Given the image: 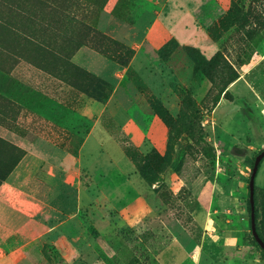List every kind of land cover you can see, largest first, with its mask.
Returning <instances> with one entry per match:
<instances>
[{
    "label": "rangeland",
    "instance_id": "374dc122",
    "mask_svg": "<svg viewBox=\"0 0 264 264\" xmlns=\"http://www.w3.org/2000/svg\"><path fill=\"white\" fill-rule=\"evenodd\" d=\"M263 150L264 0H0V225L26 264H264ZM255 203L264 238V159Z\"/></svg>",
    "mask_w": 264,
    "mask_h": 264
},
{
    "label": "crops",
    "instance_id": "0c3cea01",
    "mask_svg": "<svg viewBox=\"0 0 264 264\" xmlns=\"http://www.w3.org/2000/svg\"><path fill=\"white\" fill-rule=\"evenodd\" d=\"M96 132V131H95ZM12 137L15 139V142H19L20 144H22V142L26 143V144H30L33 146H38L36 141L32 140V142L28 141V133L24 132V131H17V133H11ZM42 142L43 145H45L46 147H49V149L52 152H55L59 147L55 146V144L52 143V141H50L48 138L44 137L42 138ZM62 153H64L62 151ZM66 160H68V157L65 155L64 156ZM90 157H92L93 159V155L90 154ZM7 214H9V212H6ZM54 228H51L49 230V232L51 233V236L53 237V235L57 232H53ZM62 234V237L65 236L64 234L67 236L68 232H65V230L62 232H60ZM19 239H25L24 235L18 233L17 231H15L12 228H9L7 226H2L0 225V264H26V261L23 259V257H25V255H21L20 257H16L15 256V250L16 249H21L22 246H20V243H22L21 240ZM66 240H68L66 238ZM5 249H9L8 253H5L4 250ZM11 250V251H10Z\"/></svg>",
    "mask_w": 264,
    "mask_h": 264
},
{
    "label": "water",
    "instance_id": "95a60500",
    "mask_svg": "<svg viewBox=\"0 0 264 264\" xmlns=\"http://www.w3.org/2000/svg\"><path fill=\"white\" fill-rule=\"evenodd\" d=\"M264 158V150L261 151L254 160L252 172L249 178V202H250V227L251 232L256 240V242L259 244V246L264 250V242L260 239L257 230H256V220H255V198H254V190H255V178L260 166V163L262 159Z\"/></svg>",
    "mask_w": 264,
    "mask_h": 264
},
{
    "label": "trees",
    "instance_id": "16d2710c",
    "mask_svg": "<svg viewBox=\"0 0 264 264\" xmlns=\"http://www.w3.org/2000/svg\"><path fill=\"white\" fill-rule=\"evenodd\" d=\"M213 60H216V58H214ZM235 79H236V78H234V79H232V80H229V82L227 83V85H228L229 83L233 82ZM227 85H226V86H227ZM263 159H264V158H263ZM263 159H262V161H263ZM253 160H255V159H253ZM262 161H261V162H262ZM259 167H260V166H259ZM248 197H249V196H248ZM254 198H255V190H254ZM248 210H249V213H250V202H249V198H248ZM256 215H257V213H256V203H255V220H256ZM256 230H257V233H258L260 239L264 242V238H263V237L261 236V234L259 233L257 227H256ZM263 251H264V250H263Z\"/></svg>",
    "mask_w": 264,
    "mask_h": 264
}]
</instances>
